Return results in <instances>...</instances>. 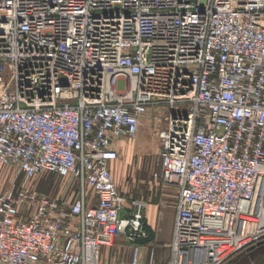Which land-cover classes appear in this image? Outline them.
<instances>
[{
    "label": "built area",
    "instance_id": "built-area-1",
    "mask_svg": "<svg viewBox=\"0 0 264 264\" xmlns=\"http://www.w3.org/2000/svg\"><path fill=\"white\" fill-rule=\"evenodd\" d=\"M152 108L179 192L163 263L110 168ZM1 167L0 264H103L119 238L130 264H228L263 243L264 0H0ZM45 173L77 188L41 193Z\"/></svg>",
    "mask_w": 264,
    "mask_h": 264
},
{
    "label": "rangeland",
    "instance_id": "rangeland-1",
    "mask_svg": "<svg viewBox=\"0 0 264 264\" xmlns=\"http://www.w3.org/2000/svg\"><path fill=\"white\" fill-rule=\"evenodd\" d=\"M118 86L123 90L125 84L120 81ZM150 111L153 113L150 112L151 115L147 113L148 115L139 126L137 137L129 141L121 140L120 156L115 164L114 175L119 190L127 199L129 206L135 203L144 204L142 206L143 223L149 235L144 244H146L145 247H156V259L163 263V261L168 262L171 256L178 190L164 183L160 169L162 143L158 134L167 126L166 117L169 115V110L168 108L161 110L152 108ZM185 111L186 108H177V112ZM8 173V168H0V192L10 185ZM72 181L45 173L33 179L31 183L39 192L56 196L64 193ZM73 184L74 188H77L75 181ZM159 218H161L160 221ZM149 220L159 221V230L150 228L147 225ZM262 244L264 242L249 248L228 264H264V245Z\"/></svg>",
    "mask_w": 264,
    "mask_h": 264
},
{
    "label": "crops",
    "instance_id": "crops-1",
    "mask_svg": "<svg viewBox=\"0 0 264 264\" xmlns=\"http://www.w3.org/2000/svg\"><path fill=\"white\" fill-rule=\"evenodd\" d=\"M150 112H152V111H149V113ZM148 114L142 116L141 123H142V121L145 119V117ZM149 115H151V114H149ZM127 141H129V140H127ZM121 142L122 141H120L118 143V145H117L118 152L120 151V147H121V144H122ZM119 154H120V152H119ZM116 162H113L111 164V166H110L113 175H114V170H115V164H116ZM114 177H115V175H114ZM115 180H116V183H117V186H118V182H117L116 177H115ZM166 185H168V184H166ZM169 186L174 187L175 189H177V187L175 185H169ZM118 189H119V186H118ZM178 196H179V192H178ZM177 201H178V199H177ZM160 220H161V218H159V221ZM159 221H154L153 220V222H152L151 220H149V222H148L147 225L150 228L153 227L154 230H156V229L159 230V228H160ZM173 227H174V224H173ZM145 245L146 244H144V246ZM262 245H264V244H262ZM149 246H151V245L149 244ZM155 248L154 247H152V248L144 247V249H143V251L141 253L142 260L147 262L151 258V255L152 254H154V257H153L154 260H157L156 259V249ZM132 256H133V245L130 244V243H128V242H125L124 240H122V239L119 238V239H117V241L115 242V244H114L113 247H106V248H103L102 249V252H101V263H103V264H130L131 261H132Z\"/></svg>",
    "mask_w": 264,
    "mask_h": 264
}]
</instances>
